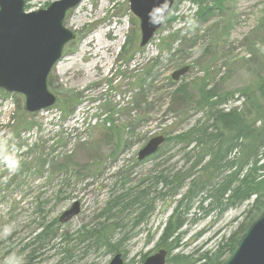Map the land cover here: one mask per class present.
I'll return each instance as SVG.
<instances>
[{
    "label": "rangeland",
    "instance_id": "obj_1",
    "mask_svg": "<svg viewBox=\"0 0 264 264\" xmlns=\"http://www.w3.org/2000/svg\"><path fill=\"white\" fill-rule=\"evenodd\" d=\"M26 1L27 9L37 10L57 0ZM196 10L192 2H180L177 11H172L173 18L165 21L143 47L140 21L130 10L129 0H83L64 20L74 39L65 45L62 59L48 77L55 104L35 114L28 113L22 94L0 89V264L110 262L114 253L100 242L93 247L87 241L78 244L81 229L104 220L111 222L103 213L118 191L120 173L128 176L130 186L156 173L153 168L160 160L138 161V152L175 121L172 114L165 115L158 107L139 127L138 135L143 138L138 136L129 147L119 148L111 156L102 122L110 115L120 125L137 113L131 102L135 95L140 100L141 91L135 88L140 79L147 76L148 82L153 80L157 98L166 94L167 102L168 79L185 66L188 72L175 83H191L207 71L214 81L225 82L227 89H246L264 77V0H227L222 14L202 24L194 16ZM98 35L108 44L107 52L98 51L95 43H90ZM176 106L184 108L179 100ZM230 106L244 108L242 101ZM196 117L181 127H187ZM46 154L56 155L57 164L68 167L67 171L54 177L50 172L53 164L43 166ZM166 157L170 160L164 163L165 168L188 165L178 149L163 156ZM85 167L91 172L86 173ZM59 188L65 197L61 201L52 196ZM253 199L221 215L217 210L205 215V211L197 209L200 199H195L196 210L188 215L180 246L171 255L181 254L193 264H205L199 259L205 253L213 255L219 244L240 224L244 225L245 211ZM75 200L81 203V212L62 225L57 240L41 248L30 263L25 245L40 231V223L58 219ZM170 201L169 197L156 200L155 211L143 222L136 221L137 207L119 214L120 227L112 233V243L121 240L117 253L123 255L126 264H142L144 255L160 249L157 244L161 226L174 209V203L165 208ZM40 203L41 214L37 212ZM115 213L110 210V214ZM63 233L71 238L68 244L61 241Z\"/></svg>",
    "mask_w": 264,
    "mask_h": 264
},
{
    "label": "trees",
    "instance_id": "obj_2",
    "mask_svg": "<svg viewBox=\"0 0 264 264\" xmlns=\"http://www.w3.org/2000/svg\"><path fill=\"white\" fill-rule=\"evenodd\" d=\"M182 1L197 5L194 16L198 24H202L222 14L227 0H175L172 11H177ZM172 18L171 13L166 21ZM224 84L220 79L214 81L207 71L191 83H175L170 77L165 87L170 89L166 102V94H160L157 98L158 88L153 80L148 82L145 76L135 87L139 93L141 91L140 100L137 101L135 95L131 102L137 112L135 117L131 115L120 125L115 123V119L110 115L104 118L103 136L106 137L105 144L112 148V157L119 148L129 147L134 143L140 136V125L146 122L158 107L165 115L172 114L175 121L164 129L165 143L154 155L145 159L160 160L153 168L156 173L141 179L134 186L128 185V176L123 177L120 173L116 181L118 191L113 193L103 213L108 214L106 219L111 222L104 220L103 223L88 228L84 226L81 229V238L78 237L81 239L78 244L87 241L90 242L87 245L93 247L100 242L107 246L111 253L118 252L121 240L112 243V233L120 227L119 214L137 207L139 213L136 221L143 222L155 211L156 200L169 197L172 202L165 208L174 203V209L161 226L157 246L168 251L169 264H193L184 255L172 256L171 252L180 246L181 230L188 221V215L194 214L196 210L193 208L195 199H200L197 209L205 211V215L215 210L221 215L229 208L241 206L254 198L245 211L244 225L240 224L225 242L219 244L213 255L205 253L199 260L205 264H222L235 251L244 232L264 210V77L260 76L246 89H227ZM177 100L184 104V108L179 109L176 106ZM239 101L243 102V109L237 106L228 107ZM194 116L197 117L192 123L185 128L181 127ZM174 149L183 154L188 165L180 169L163 167L164 163L170 160V157L163 156ZM57 160L56 155L46 154L42 161L43 166L53 164L50 172L54 177H59L68 169L57 164ZM86 169L87 167L84 168L86 173L91 172ZM66 178L64 180L68 181ZM62 192V188H59L52 196L61 201L64 197ZM47 201L49 198L45 200ZM42 204L37 207L39 214ZM205 204L207 207H204ZM45 205L46 203L44 207ZM110 210L116 213L110 214ZM61 228L57 218L40 223V231L25 245L30 263L36 259V254L41 248H46L57 240ZM61 238L66 244L71 240L65 237L64 233ZM89 248L91 247L87 249ZM146 256L142 257L141 262ZM67 258H70L69 254Z\"/></svg>",
    "mask_w": 264,
    "mask_h": 264
},
{
    "label": "water",
    "instance_id": "obj_3",
    "mask_svg": "<svg viewBox=\"0 0 264 264\" xmlns=\"http://www.w3.org/2000/svg\"><path fill=\"white\" fill-rule=\"evenodd\" d=\"M83 0H57L45 9L26 10V0H0V89L25 97V110L37 113L52 107L56 96L48 89V77L63 57L65 45L74 34L64 26L67 13ZM175 0H129L130 10L140 21L141 46H146L163 26ZM189 70L174 71V81ZM165 137L151 138L138 152V160L155 154ZM81 211L75 200L58 221L65 224ZM167 250L160 249L142 264H166ZM108 264H125L115 253ZM222 264H264V210L247 228L235 251Z\"/></svg>",
    "mask_w": 264,
    "mask_h": 264
},
{
    "label": "bare ground",
    "instance_id": "obj_4",
    "mask_svg": "<svg viewBox=\"0 0 264 264\" xmlns=\"http://www.w3.org/2000/svg\"><path fill=\"white\" fill-rule=\"evenodd\" d=\"M121 31V29H119L118 31H117V33H119ZM90 43H95V48L97 47V50L98 51H105L109 46H108V44L106 45L105 44V42L103 41V39H102V37H101V35H98V36H96V38L95 39H93V40H91L90 41ZM111 45V44H110ZM96 50V51H97ZM95 51V50H94ZM91 52H92V50H91ZM105 52H107V50L105 51ZM104 55V54H103ZM106 55V54H105ZM96 56H98V55H96ZM104 57H106V56H104ZM106 60V59H105ZM98 61V60H97ZM96 64L98 65V63L96 62Z\"/></svg>",
    "mask_w": 264,
    "mask_h": 264
}]
</instances>
